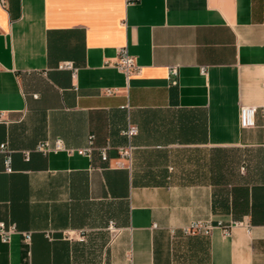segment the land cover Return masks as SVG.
Here are the masks:
<instances>
[{
	"label": "crops",
	"instance_id": "1",
	"mask_svg": "<svg viewBox=\"0 0 264 264\" xmlns=\"http://www.w3.org/2000/svg\"><path fill=\"white\" fill-rule=\"evenodd\" d=\"M263 108L264 0L0 3V264H264Z\"/></svg>",
	"mask_w": 264,
	"mask_h": 264
},
{
	"label": "built area",
	"instance_id": "2",
	"mask_svg": "<svg viewBox=\"0 0 264 264\" xmlns=\"http://www.w3.org/2000/svg\"><path fill=\"white\" fill-rule=\"evenodd\" d=\"M0 3L3 6H5L6 0H0ZM116 66L118 69H120L127 75H131L138 70L135 58L128 53L126 48L120 49ZM59 69L74 71L75 68L72 62L67 61L61 63L59 65ZM173 72H176V70L173 69ZM261 113H262L263 128H264V108L262 109ZM258 114H259V109L257 107L241 106L240 107L241 127L243 129H251L257 127ZM138 132H139L138 127L134 124H129L127 129L123 131V135L127 137V139L129 140V144L127 146L120 147L118 149V154H119V161L117 162L118 167L121 168L131 167L133 161V150H134V146L132 145L131 140L138 134ZM1 148L5 149V145H2ZM38 150L45 154H48L52 150H56V151L66 150V147L61 139H57L53 144L50 141L41 142L38 145ZM111 150L112 147L109 144L96 146L95 136L90 135L88 145L83 149H79L77 152L81 155H85L88 157H92L94 153H97L101 161L106 163L110 161ZM10 163H11V159L10 157H7L5 160V164L8 172H11ZM0 230L5 234V237L9 236L10 230H6L3 224L0 225ZM211 231H212L211 225L205 223H199V222L193 223L189 227H186L184 229V233L186 235H198V234L210 235ZM225 231H228V229L225 228ZM27 238L29 239L30 236L27 235Z\"/></svg>",
	"mask_w": 264,
	"mask_h": 264
}]
</instances>
